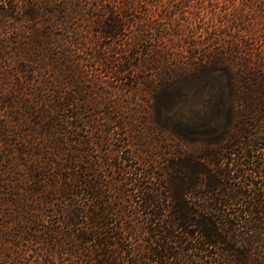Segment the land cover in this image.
Returning a JSON list of instances; mask_svg holds the SVG:
<instances>
[{
    "label": "trees",
    "instance_id": "1",
    "mask_svg": "<svg viewBox=\"0 0 264 264\" xmlns=\"http://www.w3.org/2000/svg\"><path fill=\"white\" fill-rule=\"evenodd\" d=\"M204 1L0 0V264H264V0Z\"/></svg>",
    "mask_w": 264,
    "mask_h": 264
},
{
    "label": "rangeland",
    "instance_id": "2",
    "mask_svg": "<svg viewBox=\"0 0 264 264\" xmlns=\"http://www.w3.org/2000/svg\"><path fill=\"white\" fill-rule=\"evenodd\" d=\"M210 0H205L204 1V3L202 4V6H201V14H203V13H206L207 14V16H209V13H210V11L212 10V7L210 6V4L208 3ZM216 1H218L220 4L221 3H225V1L226 0H216ZM230 2H233V0H229ZM239 2V0H236V3H238ZM197 4L198 3H193V5L194 6H197ZM219 4V5H220ZM193 9V8H192ZM181 24L183 25V28L185 27V23H182L181 22ZM184 33V35H187V31H184L183 32ZM197 36H199V37H203V36H201L199 33H196V34H194L193 36H190L188 39H190V40H193L194 38H196Z\"/></svg>",
    "mask_w": 264,
    "mask_h": 264
}]
</instances>
